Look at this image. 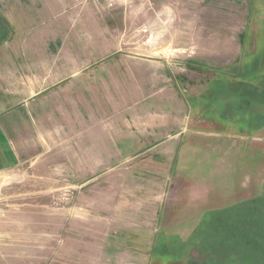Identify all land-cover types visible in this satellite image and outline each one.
<instances>
[{"label": "rangeland", "instance_id": "1", "mask_svg": "<svg viewBox=\"0 0 264 264\" xmlns=\"http://www.w3.org/2000/svg\"><path fill=\"white\" fill-rule=\"evenodd\" d=\"M87 1L106 28L105 53L166 64L190 110L186 131L264 141V0ZM3 12L0 0V44L10 36ZM39 149L0 171V264H264V155L218 162L210 179L207 153L193 162L171 148L161 164L84 179L65 148ZM152 166L168 170L148 184L154 204L121 208L122 190L140 184L119 172Z\"/></svg>", "mask_w": 264, "mask_h": 264}, {"label": "crops", "instance_id": "2", "mask_svg": "<svg viewBox=\"0 0 264 264\" xmlns=\"http://www.w3.org/2000/svg\"><path fill=\"white\" fill-rule=\"evenodd\" d=\"M1 1L10 36L0 44V171L15 170L42 146L65 148V161L79 164L84 179L126 162L161 164L171 148L193 162L207 153L210 179L218 162L264 155V128L256 133L262 144L234 145L215 127L202 138L201 124L186 131L190 110L169 87L166 64L105 53L112 49L106 28L87 0ZM160 168L119 172L140 184L122 190L121 208L154 204L148 184L168 177Z\"/></svg>", "mask_w": 264, "mask_h": 264}]
</instances>
